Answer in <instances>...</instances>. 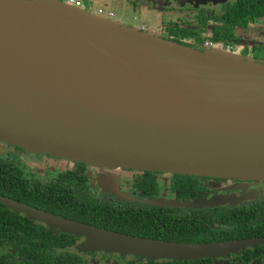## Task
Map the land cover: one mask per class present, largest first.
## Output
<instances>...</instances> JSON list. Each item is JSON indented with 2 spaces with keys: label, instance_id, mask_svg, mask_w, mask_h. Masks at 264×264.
I'll list each match as a JSON object with an SVG mask.
<instances>
[{
  "label": "water",
  "instance_id": "obj_1",
  "mask_svg": "<svg viewBox=\"0 0 264 264\" xmlns=\"http://www.w3.org/2000/svg\"><path fill=\"white\" fill-rule=\"evenodd\" d=\"M0 1L78 32L111 70L55 46L0 4L1 142L100 169L264 182V61L179 45L59 0ZM2 200L102 249L152 260H199L264 244L157 242Z\"/></svg>",
  "mask_w": 264,
  "mask_h": 264
},
{
  "label": "flooded vegetation",
  "instance_id": "obj_2",
  "mask_svg": "<svg viewBox=\"0 0 264 264\" xmlns=\"http://www.w3.org/2000/svg\"><path fill=\"white\" fill-rule=\"evenodd\" d=\"M114 1L121 5L123 10L130 9L131 16L138 20L135 27L142 28L140 30H151L142 25L145 22L143 13L154 11L163 17L164 24L162 23L159 34L165 40H174L167 28L170 23L189 22V27L198 30L201 38H186L182 41L199 50L222 48L257 58L256 46L264 45V41L259 39V35L264 39V28L257 23L264 17L251 20L246 28H235V37H231L227 43L214 41L213 31L218 24L215 18H223L234 0H193L200 2L194 9L183 8L177 2L179 0H149V9L147 0ZM125 12L126 10L122 13L125 15ZM202 23L206 24V29L201 32L198 25ZM257 60L262 61L259 58ZM60 160L66 161L63 170L57 164ZM2 164L19 167L18 182L25 191L43 198L46 207L23 204L13 196L12 189L1 185L0 209L6 214L9 212V217L1 225L8 228L3 227L7 230L0 232V264L180 262L167 259L152 260L145 255L116 250L83 248L81 246L88 241L86 237L65 232L41 220L31 219L9 207L2 199L102 230L157 242L205 245L264 238L225 239V233L232 230V224L235 223L232 218L234 214L231 215L232 210L249 209L264 202V182L121 167L112 170L100 169L61 156L30 153L0 141V165ZM101 172L111 174L112 177L115 174V178L119 180L118 186L105 187L100 180ZM256 183L260 186L249 190L236 188L238 185ZM229 187L231 189L225 193V188ZM224 216H228V219H223ZM24 240V246L28 247L29 244V249L34 244L33 250H26L22 246ZM203 259L212 260V264H264V244Z\"/></svg>",
  "mask_w": 264,
  "mask_h": 264
},
{
  "label": "trees",
  "instance_id": "obj_3",
  "mask_svg": "<svg viewBox=\"0 0 264 264\" xmlns=\"http://www.w3.org/2000/svg\"><path fill=\"white\" fill-rule=\"evenodd\" d=\"M260 17H264V0H234L232 5H229L228 10L225 12L223 18H215L218 20V24L213 31L214 41H223L227 43L231 37H235V28H246L251 20H255ZM189 26H191L189 22L183 21L181 23H170L169 27L167 28L170 35L174 37V40L167 39V41L191 47L185 44L182 40L186 38L200 40L201 35L198 30H194ZM198 27L202 32L204 29H206V24H199ZM18 168L19 167L12 164L0 165V187L1 185H5L12 189L13 196L23 204L31 206L35 205L36 207L40 206L41 208H45L46 206L44 205L43 198L29 193L28 190L25 191L23 186L18 182ZM232 214H234V217L232 218L235 220V223L232 224V230H230L231 232L229 231L230 233H225V239L254 238L264 236V202L261 204H256L249 209L241 208L235 209L234 211L232 210L231 215ZM8 217L9 212L6 214L2 209H0V232H5L7 230L3 229V227H6V225H1H3V221H7ZM223 219H228V216H224ZM217 234L219 235L220 232ZM24 245H26L25 240L23 241L22 246ZM32 247H34V244L30 246V249L29 244L28 247L24 246L26 250H33ZM0 261H2L1 258ZM170 264H212V260L201 259L197 261L191 260L171 262Z\"/></svg>",
  "mask_w": 264,
  "mask_h": 264
},
{
  "label": "rangeland",
  "instance_id": "obj_4",
  "mask_svg": "<svg viewBox=\"0 0 264 264\" xmlns=\"http://www.w3.org/2000/svg\"><path fill=\"white\" fill-rule=\"evenodd\" d=\"M80 1L81 2L83 1L84 4L86 5V7H87V9L85 10L86 12L89 11V8H91V11L89 12L91 14L100 15V13H98V11L100 9H103L106 15H108L109 11L113 14H116L115 17H113V18L111 17L109 19H113V20H115L119 23H122V24L127 23L133 27H135V25L138 24V20H135L134 17L131 16L130 9H124V10H126L125 15H124L122 13L124 10L121 8V5H117L114 0H80ZM147 1L149 4V6H148V9H149L151 2L149 0H147ZM177 2L180 4V6H182L185 9L197 8L198 4L200 3V2L193 1V0H179ZM111 3H114L115 5H112ZM125 3L126 2L124 1L123 4H125ZM148 9H147V11H149ZM143 16L145 17V18L143 17L145 22L142 25H145L146 27H149L151 29L147 32L152 33V34L157 35V36H160L159 31L164 24L162 22V19H164V18L157 15V13H155L154 11L148 12V13L147 12L143 13ZM100 17H101V15H100ZM188 19L191 20L192 18H188ZM166 21H167V19H166ZM257 23L264 28V18H262V20L261 19L258 20ZM127 24H125V25H127ZM135 28L142 29V28H138V27H135ZM207 37H208V35H207ZM259 39L261 42L264 41V39L261 35H259ZM205 40H206V36H205ZM227 53H231V52H227ZM232 53L239 55L240 57L243 56V55H240V54H237L234 52H232ZM255 54H256L257 58L264 61V45L256 46ZM243 57L244 58L248 57L250 59H252V58L257 59V58H254L252 56H243ZM57 164L61 170H63L66 167V161L65 160H60L59 162H57ZM55 168H56V166H55ZM113 175H114V177H112L111 174L107 175V174L101 172V174H100L101 183L105 187H108V188H113V187L118 186L119 180L117 178H115V174H113ZM228 184H230V183H228ZM259 186H260L259 183L252 184V185L244 184V186L238 185V187H236V188H241V189L243 188V189L249 190V189H252L253 187H259ZM230 189H231V187H229V189L225 188L224 192L228 193ZM81 247L89 249V250H94L96 248L97 249L100 248V246L98 244H95L93 241H90V240L86 241ZM223 260H225V259H223Z\"/></svg>",
  "mask_w": 264,
  "mask_h": 264
},
{
  "label": "bare ground",
  "instance_id": "obj_5",
  "mask_svg": "<svg viewBox=\"0 0 264 264\" xmlns=\"http://www.w3.org/2000/svg\"><path fill=\"white\" fill-rule=\"evenodd\" d=\"M0 4L5 6L10 13L12 12L17 17H20V19L26 22L28 25L39 30L43 35L49 38V40H51L55 46L64 48L66 51H71L76 56V58H83L82 60L86 61V64H95L97 68L99 67L101 69V72L108 73L111 71L107 66L106 61L100 58V53L102 50L98 49V52H96V50H94L96 48L90 47L86 41L80 38L78 32L72 33V31L66 29V26L64 25L56 24L47 19L32 15L18 8L17 6L12 5L8 1L6 3L0 1ZM101 16H106L107 19L110 18L109 13L108 15L101 14ZM2 53V46H0V57L3 56ZM116 80L119 86L126 85L124 84L126 82L118 73Z\"/></svg>",
  "mask_w": 264,
  "mask_h": 264
},
{
  "label": "built area",
  "instance_id": "obj_6",
  "mask_svg": "<svg viewBox=\"0 0 264 264\" xmlns=\"http://www.w3.org/2000/svg\"><path fill=\"white\" fill-rule=\"evenodd\" d=\"M61 1L64 2V3H66L67 5H70L72 7H76L77 9H81V10H86L87 9V7L84 4V2L83 1L81 2L80 0H61ZM89 11H91V8H89ZM98 13H100V15L101 14H105V12H104L103 9H100L98 11ZM109 16H110V18L111 17L113 18L114 17V14L110 12L109 13Z\"/></svg>",
  "mask_w": 264,
  "mask_h": 264
},
{
  "label": "crops",
  "instance_id": "obj_7",
  "mask_svg": "<svg viewBox=\"0 0 264 264\" xmlns=\"http://www.w3.org/2000/svg\"><path fill=\"white\" fill-rule=\"evenodd\" d=\"M87 12H90V11H87ZM119 21V20H118Z\"/></svg>",
  "mask_w": 264,
  "mask_h": 264
}]
</instances>
